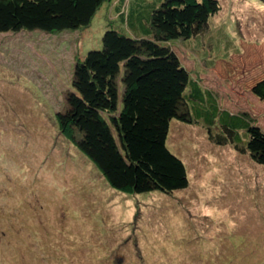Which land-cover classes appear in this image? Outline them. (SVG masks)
I'll list each match as a JSON object with an SVG mask.
<instances>
[{
  "label": "rangeland",
  "instance_id": "obj_1",
  "mask_svg": "<svg viewBox=\"0 0 264 264\" xmlns=\"http://www.w3.org/2000/svg\"><path fill=\"white\" fill-rule=\"evenodd\" d=\"M218 1L208 30L170 44L220 110L264 128V98L245 85L264 72V0ZM119 3L83 30L0 32V264H264V164L248 152L174 119L190 186L134 194L64 125L75 65L118 27Z\"/></svg>",
  "mask_w": 264,
  "mask_h": 264
},
{
  "label": "trees",
  "instance_id": "obj_2",
  "mask_svg": "<svg viewBox=\"0 0 264 264\" xmlns=\"http://www.w3.org/2000/svg\"><path fill=\"white\" fill-rule=\"evenodd\" d=\"M107 1L0 0V32L83 30ZM119 2V28L108 27L102 47L78 60L69 108L58 113L110 185L170 195L190 186L185 160L169 146L174 119L204 122L215 143H232L263 165L264 128L248 113L220 110L217 94L204 90L170 44L208 30L219 1ZM245 85L264 98V72Z\"/></svg>",
  "mask_w": 264,
  "mask_h": 264
}]
</instances>
